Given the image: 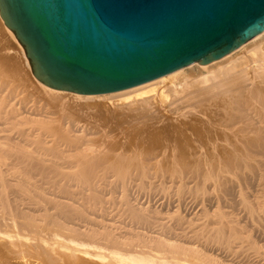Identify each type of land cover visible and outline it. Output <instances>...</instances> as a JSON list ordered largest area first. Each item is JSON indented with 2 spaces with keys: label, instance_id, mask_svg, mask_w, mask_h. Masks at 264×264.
Listing matches in <instances>:
<instances>
[{
  "label": "bare ground",
  "instance_id": "bare-ground-1",
  "mask_svg": "<svg viewBox=\"0 0 264 264\" xmlns=\"http://www.w3.org/2000/svg\"><path fill=\"white\" fill-rule=\"evenodd\" d=\"M0 40L1 90L22 75L5 72L15 50ZM16 49L24 55L18 44ZM37 84L30 114L37 119L22 117L25 102L0 93V122L18 123L8 127L14 134L0 125V134H7L0 135V264H220L205 254L212 244L223 249V264H264V32L218 61L119 92L81 96ZM27 122L36 135L23 130ZM223 160L236 165L239 200L218 212L220 227L212 234L208 226L191 225L187 232L186 220L184 226L179 221L185 216H173L175 226L163 223L161 211L135 206L128 194L132 176L146 188L151 172L177 178L180 188L172 183L179 192L187 187L186 174H203L205 183L224 187L219 175L233 168H223ZM202 163L210 168L203 164L202 172ZM209 163L220 164L223 173L213 175ZM9 174H15L14 184ZM117 190L120 196H112ZM116 203L131 223L123 232L95 219L112 218L107 210Z\"/></svg>",
  "mask_w": 264,
  "mask_h": 264
},
{
  "label": "water",
  "instance_id": "water-1",
  "mask_svg": "<svg viewBox=\"0 0 264 264\" xmlns=\"http://www.w3.org/2000/svg\"><path fill=\"white\" fill-rule=\"evenodd\" d=\"M0 19L39 83L95 96L231 54L264 32V0H0Z\"/></svg>",
  "mask_w": 264,
  "mask_h": 264
},
{
  "label": "rangeland",
  "instance_id": "rangeland-1",
  "mask_svg": "<svg viewBox=\"0 0 264 264\" xmlns=\"http://www.w3.org/2000/svg\"><path fill=\"white\" fill-rule=\"evenodd\" d=\"M0 24H1V26H0V39L2 38V41H3V43H5L6 42V44L7 45H9V47H12V50L14 51L15 50V52H13L12 53V55L10 54V56L13 58V61L10 63V62H8V64H6V66L4 65V69H5V72L8 74V75H10L11 73H12V71L14 72L15 70H16V72L18 73V74H20L19 76H21V77H18L17 75V77L16 76H12V78H13V80L11 79L10 80V82H12L11 83V85L9 84L7 87H3L0 91V93H1V97H6V96H8V95H10V94H12L11 95V98H12V103L13 102H19L20 101V103L21 102H25L26 103V109H25V115H23L22 117H25V118H28L29 120L30 119H37V118H35V116H32V115H30V114H32L33 113V106H34V103L37 101V97H38V95L37 94H35V93H33L34 91H33V89L34 90H36V87H37V80L32 76V74H31V70H30V67H29V64H28V61H27V59L25 58V55H22V54H18L17 52V49H16V44H18L19 45V43L17 42V40H15V41H13V43H12V41L10 40V38H8V36L4 33V31H3V28H5V27H3V22H1V20H0ZM5 40V41H4ZM1 41V40H0ZM15 44V45H14ZM20 46V45H19ZM0 47H1V45H0ZM20 48L22 49V47L20 46ZM22 51H23V49H22ZM23 54H24V52H22ZM15 55L19 58V60H16V59H18L17 57H15ZM15 58H14V57ZM22 56V57H21ZM16 61H18L19 62V64H18V62H16ZM24 61L26 62V64H28V69H27V67L25 66V64H24ZM11 64V66H9L10 64ZM14 63H16V65L14 64ZM194 64H196V63H194ZM8 65V66H7ZM193 65V64H192ZM11 67V68H10ZM16 67V68H15ZM189 67V66H188ZM7 68V69H6ZM9 68V69H8ZM12 68H14V69H12ZM21 69V70H20ZM10 70H12V71H10ZM19 71V72H18ZM21 71V72H20ZM16 72H14V73H16ZM14 73H13V75H14ZM32 80V81H31ZM26 81V82H25ZM9 82V83H10ZM33 83V84H32ZM35 84V85H34ZM33 91V92H32ZM67 93V92H66ZM33 94V95H32ZM35 95V96H34ZM67 98H70V97H72V96H66ZM3 118V117H2ZM4 119V118H3ZM3 119H1L2 120V122H0V125L2 124L3 125V127H7V129L6 128H4V129H6V130H9V128L12 126V127H14L13 126V124H11V122H12V120H9V119H6L5 121L3 120ZM11 121V122H10ZM14 121V120H13ZM12 123H14L15 124V121L14 122H12ZM7 124H9V125H7ZM1 125V126H2ZM0 126V127H1ZM10 126V127H9ZM16 126H18V123L15 125V127L14 128H16ZM9 127V128H8ZM11 127V128H12ZM20 127H22L21 125H20ZM20 127H17V128H19L20 129ZM35 129L36 127H34V124H32L31 122L29 123V122H27V123H23V130L24 131H26V132H29V134H35L36 132H34L33 133V131H34V129ZM19 129H17V130H19ZM10 130H13V129H10ZM9 130V132H8V134H10V132L11 133H13L14 134V132H12V131H10ZM20 130H22V129H20ZM30 130H33V131H31V133H30ZM13 131H16L15 129L13 130ZM3 135H7V134H4V133H2ZM1 135V134H0ZM3 135H1V137L3 136ZM36 135V134H35ZM95 143H96V141H95ZM31 147H33V145L31 146ZM134 145L133 144H131V145H126L125 146V148H126V150L127 151H129V152H131V151H133V149H134ZM228 162H230L231 164H228L227 163V160H223V168H224V166L225 165H227L228 167H229V170L230 169H232L234 166H236V165H233V160H228ZM225 163H227V164H225ZM192 164V163H191ZM196 164H198L197 162H195L194 164H192V165H196ZM204 163H202L201 164V170L203 169V171L202 172H204L205 170H204V167L203 166H205L206 164H204ZM210 164V163H209ZM236 164V163H235ZM203 165V166H202ZM211 165V170H212V173L214 172V174L213 175H216V174H218V173H223L222 171H223V169L221 168V165L220 164H215V163H211L210 164ZM231 165V166H230ZM233 165V166H232ZM203 167V168H202ZM206 168L205 169H207L208 170V168L207 167H209V166H205ZM210 168V167H209ZM214 168V169H213ZM227 168V167H226ZM236 168V167H235ZM219 170V171H218ZM233 170H234V172H235V169L233 168L232 170H230V172L229 173H227V174H225V175H228V176H225L224 175V173L221 175H219V178L218 179H222L224 182H225V180L227 181V183L228 184H226V182L224 183L225 184V186L223 185V183H222V186H224V187H221L220 186V188L219 187H217L216 188V186H217V183H215V181H213L214 182V186L211 184V182H208V181H206V183L204 182V181H202V175H198V177L200 178H198V177H195V176H197V175H189V174H186V176H183V178L184 179H182V182H183V185L185 184V185H187V187L185 186L184 188H186V189H183V192H186V193H183L182 191H178V189H177V187H178V185L180 184V186H181V183H180V181L177 179H171V177H170V175H168V174H166V175H164V176H161V175H157L156 173V175L154 174V173H148V177H149V175H151V174H153V175H155L156 176V179H158V180H155V176H153V175H151L150 176V178H147V179H145V181L144 182H147V183H145V185L147 186L146 188L145 187H142L141 185H140V181H137V180H135V179H133L132 177H131V179H132V182H130V184L131 185H129L130 186V189H129V191H128V194L131 196V199H132V202H134V199H135V202H134V204H135V206H138V207H141L142 206V208H149L150 209V211L152 210V212L154 211V212H156L157 213V215H159L158 213H160V211H161V217H159V219L161 218H164V219H162L161 221L163 222V223H165L166 222V224H169V225H173V226H175L174 224H176L175 223V221L178 219L179 220V218H182L183 216H185V218L183 219H180L179 221L181 222V224L184 226V225H187V226H184L183 228H186V231L187 232H189L188 230H187V228H188V226H191L192 225V227L193 226H195V229L196 228H198L199 230H200V228H206V227H204V226H208L205 230H207V229H209V231L211 230V228H214L213 230H216L215 229V227L216 228H219L218 227V225H219V222L218 221H220V219L218 218V215H219V211H220V214H222L223 215V207H225V205H230V206H235L234 204L235 203H238V200H239V198H238V188H237V183H235L236 181L234 180L236 177H234V172H233ZM152 171L153 172H155L153 169H152ZM221 171V172H220ZM216 172H218V173H216ZM232 172V173H231ZM15 175V174H14ZM14 175L12 176V174L10 175H7V177H6V179L7 180H11V182L12 183H10V184H14L15 183V177H14ZM185 175V174H184ZM231 175V176H230ZM192 176H193V178L195 177L197 180H195V178L193 179L192 178ZM230 176V177H229ZM14 177V178H13ZM158 177H160V179H161V177H163V179H161V181H160V179L158 178ZM167 179H166V178ZM168 177H169V179H168ZM216 177H218V175L216 176ZM222 177V178H221ZM225 177H226V179H225ZM234 177V178H233ZM12 178V179H11ZM151 178H153V179H151ZM185 178H186V180H185ZM191 178L194 180H191ZM231 178V179H230ZM233 178V179H232ZM170 179L172 180V181H170ZM189 179V180H188ZM16 180H17V178H16ZM134 180V181H133ZM147 180H149L150 181V183H149V181H147ZM151 180H154V181H151ZM185 182H184V181ZM188 180V181H187ZM201 180V181H200ZM221 180V181H222ZM229 180V181H228ZM137 181V182H136ZM174 181H177V183L176 182H174ZM187 181V182H186ZM191 182V185H190V182ZM196 181H197V183H196ZM222 181V182H223ZM232 181V182H231ZM10 182V181H9ZM136 182V183H135ZM172 182H174L175 184H176V186L174 185V183H172ZM200 182V183H199ZM202 182H204V183H202ZM208 182V183H207ZM230 182V183H229ZM234 182V183H233ZM128 183H129V181H128ZM134 183V184H133ZM157 185H156V184ZM164 183V184H163ZM172 183V184H171ZM194 183V184H193ZM199 183V184H198ZM209 183H210V185H209ZM141 186V187H139V188H141V190H139L138 189V187H136V186ZM144 183H142V185H143ZM152 184V185H151ZM154 184H155V186H154ZM163 185V187H162V185ZM165 184H166V187H165ZM168 184H169V187H168ZM189 184V185H188ZM198 184V185H197ZM136 185V186H135ZM144 185V186H145ZM201 186V188H200V186ZM228 185V187H226ZM231 185V186H230ZM235 187H234V186ZM134 186H135V188H134ZM157 186V187H156ZM175 186V187H174ZM180 186L178 187V188H180ZM191 186L193 187V188H191ZM199 186V188H197V187ZM205 186V187H204ZM211 186V187H210ZM150 187V188H149ZM161 187V188H160ZM165 187V188H164ZM194 187H196V188H194ZM226 187V188H225ZM234 187V188H233ZM136 188L138 189V190H136ZM142 188H144L145 189V191H144V189H142ZM163 188V189H162ZM169 188V189H168ZM191 188V190H188V189H190ZM207 188H209V189H207ZM213 188V189H212ZM237 188V189H236ZM152 189H154V191H155V189L157 190V191H151ZM166 190L167 192L165 193V192H163V190ZM177 189V190H176ZM198 190V192L196 191V190ZM202 189H206V191L205 190H202ZM212 189V190H211ZM223 189V190H222ZM226 189V190H225ZM233 189V190H232ZM131 190H132V192H131ZM136 190V191H135ZM164 190V191H165ZM208 190V191H207ZM215 190V191H214ZM228 190V191H227ZM142 191V192H141ZM144 191V192H143ZM151 191V192H150ZM169 191V192H168ZM176 191V192H175ZM203 192V194H201V193H199V192ZM218 193H217V192ZM114 193H115V195H114V193H113V195L112 196H114V197H119L120 195H119V192H120V190H117L116 192L118 193H116L115 191H113ZM130 192V193H129ZM190 192V193H189ZM213 192V193H212ZM216 192V193H215ZM224 192V193H223ZM225 192H230L229 194L230 195H227L226 196V194H225ZM237 194H236V193ZM168 193V194H167ZM206 193V194H205ZM132 194V195H131ZM176 194H177V196H176ZM179 194H181V195H179ZM220 194V195H219ZM222 194V195H221ZM134 195V196H133ZM199 197H198V196ZM201 195V196H200ZM205 195V196H204ZM226 197H225V196ZM235 195L237 196L236 198H235ZM133 196V197H132ZM181 198H180V197ZM217 196V197H216ZM222 196H223V199H224V197H225V203H224V200L222 199ZM231 196V197H230ZM234 196V197H233ZM219 197H221V199H217V198H219ZM134 198V199H133ZM238 198V199H237ZM117 199V198H116ZM180 199V200H179ZM233 200V202H232V200ZM137 200H139V202H137ZM230 200H231V202H230ZM235 200H236V202H235ZM168 201H170V202H168ZM161 202V203H160ZM163 202V203H162ZM164 202H166V203H164ZM226 202H227V204H226ZM230 202V203H229ZM137 203H139V204H137ZM140 203H141V205H140ZM147 203V204H146ZM117 204V203H116ZM113 205V207H112V205H110V208L107 210L108 212H109V216L111 217L112 216V218H109L107 215L108 214H106V216L105 217H103V219H101V218H99V217H94L95 219H97L96 221H99V219L101 220V222H102V220L104 221V222H106L105 224L106 225H108L109 226V224H115L113 227H120V230H121V232H123L125 229H129L128 227H130L129 225H131V223H130V221H129V219L127 218H123V216H124V214H123V211H122V207H120L118 204L117 205ZM146 204V205H145ZM169 204V205H168ZM179 204V205H178ZM145 205V206H144ZM158 205V206H157ZM165 205V206H164ZM236 205H238V204H236ZM114 206H115V209H114ZM120 207V209H119V211H118V208ZM147 206V207H146ZM161 208H160V207ZM163 206V207H162ZM170 206H175L174 208L173 207H170ZM179 206V207H178ZM118 207V208H117ZM170 207V208H169ZM111 208H112V210H111ZM158 209V211H157V209ZM163 208V209H162ZM172 208V209H171ZM156 209V210H155ZM170 209V210H169ZM178 209V210H177ZM110 210V211H109ZM114 210V211H113ZM116 210L118 211V212H116ZM167 210V212H165ZM106 211V212H107ZM115 213H113V212ZM163 211V212H162ZM171 211V212H170ZM175 211V212H174ZM178 211H179V213H180V215H179V213H178ZM107 212V213H108ZM120 212V213H119ZM222 212V213H221ZM162 213H164V214H162ZM165 213H166V215H165ZM168 213V214H167ZM174 213V214H173ZM178 213V214H177ZM112 214H114V215H112ZM117 214H118V217H117ZM119 214H121L120 216H121V220H120V216H119ZM172 214V215H171ZM162 215H164L165 217H162ZM177 215V216H176ZM174 216V217H173ZM115 217V218H114ZM169 217H170V221H169ZM175 218L176 217V220L175 219H173V218ZM105 218V219H104ZM107 218H108V220L110 219H112V221L110 222V220L107 222ZM117 218V219H116ZM125 219V220H124ZM190 219H191V221H190ZM106 220V221H105ZM121 221V223H122V225H121V223H120V221ZM168 220V221H167ZM183 220V221H182ZM186 220V221H185ZM194 220V221H193ZM114 221V222H113ZM117 221V222H116ZM173 221V224H171V222ZM184 221H185V223H187V224H185L184 223ZM125 222V223H124ZM129 222V224H127V223ZM177 222V221H176ZM189 222H190V224H189ZM103 223V222H102ZM109 223V224H108ZM120 223V224H119ZM194 223V224H193ZM125 225H128L127 226V228H125ZM181 225V226H182ZM220 225H221V223H220ZM124 228V230L123 229H121V228ZM223 227V226H222ZM197 229V230H198ZM203 229V230H204ZM119 230V231H120ZM123 230V231H122ZM213 230L212 231H210V233L211 232H213ZM208 231V230H207ZM208 231V232H209ZM212 234V233H211ZM191 235V234H190ZM190 235H188V236H190ZM205 254L209 257V258H211L212 260H214V262H216V263H220V264H223V249H219L218 248V246H216L215 244H212L209 248H208V250L207 251H205Z\"/></svg>",
  "mask_w": 264,
  "mask_h": 264
}]
</instances>
